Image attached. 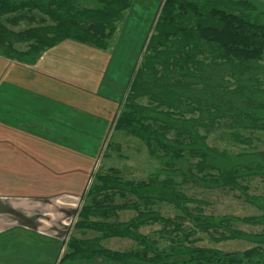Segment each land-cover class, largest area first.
<instances>
[{
	"label": "trees",
	"instance_id": "trees-1",
	"mask_svg": "<svg viewBox=\"0 0 264 264\" xmlns=\"http://www.w3.org/2000/svg\"><path fill=\"white\" fill-rule=\"evenodd\" d=\"M131 4L132 0H0V55L32 65L46 50L65 40L108 50ZM259 7L256 0L161 3L142 48V62L135 65L129 77L111 129L143 139L150 155L166 167L168 173L163 174L186 181L188 173L199 168L200 176L194 179L206 181L210 187V179L224 184L245 172L264 173L260 145L241 150L229 145L231 139L235 144L246 143L237 137L243 131L264 133V81L259 79L264 76V21L259 20L264 10ZM145 87L149 88L147 92H143ZM201 127L221 144L209 145V136ZM98 173L93 172V182L83 194L85 205L75 231L84 236L93 230L100 240L105 226L117 235L131 226L92 218L94 213L108 211H112L108 217L114 218L121 207L117 204L115 210L110 204L112 209L108 210L110 205L100 204L104 196L113 202L107 190L122 189L115 176ZM162 184L175 182L154 179L132 183L131 189L140 198H152L151 191L159 194ZM143 190L148 194L139 195ZM167 190L171 192L172 186ZM143 214L134 216L132 224L138 225ZM130 237L146 239L136 232ZM94 240L73 236L59 263L106 254L126 264H153L139 260L134 253L107 252L100 241ZM189 242L173 241L164 254L159 253L161 261L156 264H181L183 257L192 264H243L246 258V253L228 256L216 252L217 257L210 255L211 250L201 251ZM260 243L247 256V264H264Z\"/></svg>",
	"mask_w": 264,
	"mask_h": 264
},
{
	"label": "rangeland",
	"instance_id": "rangeland-1",
	"mask_svg": "<svg viewBox=\"0 0 264 264\" xmlns=\"http://www.w3.org/2000/svg\"><path fill=\"white\" fill-rule=\"evenodd\" d=\"M256 1L263 12L264 0ZM162 2L163 0H132V4L124 12V19L118 23L116 35L111 40L108 50H101L73 40H65L46 50L40 57L41 63L38 67H42L43 73L71 83L74 87H83L85 91L88 89L87 93H90L91 99L93 96L97 98V95H105L104 92L112 88L117 91L116 94L121 89V93L125 94L124 90L135 65L142 62L144 53L142 48ZM259 20L264 21V15ZM259 79L264 81V76ZM147 89L149 88H143V92H147ZM74 94L79 96L76 89H74ZM119 97L121 100L122 95ZM127 124L130 123L127 122ZM87 127L93 128L91 123ZM200 129L203 130V134L209 136L207 140L209 145L221 144L208 129L202 127ZM105 130L104 147L102 145V152L97 150L99 155L93 171L112 175L118 179L119 188L122 190L114 188L107 190L106 192L109 195L112 194L114 200L113 202L105 200L107 196H104L100 204L115 205L113 206L115 210L117 204L121 207L114 213V218L108 217L112 211L94 213L96 215L92 218L103 222H120L131 227L128 229L125 227L127 230L121 228L120 235H117L108 231L105 226L104 238L102 236L100 240L95 238L98 234L93 230L87 231L84 236L77 233L75 228L79 221L80 211L85 205L82 198L73 217L68 220L63 253L73 236L94 238L100 241V247L107 249V252L134 253L132 255L138 257L139 260H150L153 264H156L158 260L161 261L159 253L164 254L165 247L173 244V241L176 243L181 240L190 241V245L193 244L201 251L211 250L210 255L214 256L218 255L216 252L228 256L246 253L243 264H247V256L254 253L253 250L257 248L260 241L262 242L259 246L264 249V173L245 172L240 177H235L224 184L210 179L212 185L208 187L206 181L202 183L194 179L195 175L200 176V169L194 167L185 181L184 178L163 174L162 172L168 173L164 170L166 167H162V164L150 155L143 139L121 130L114 131L110 128L107 132L108 127H105ZM241 133L242 135L239 134L237 137L242 141L245 139L246 143L235 144L231 139L229 140L230 148L241 150L252 147V144H258L260 145L259 151L264 150L263 132L251 134L243 131ZM256 137L260 139L255 141ZM36 139L43 141V144L48 142H44L43 138L37 137ZM82 145L86 146V150L91 151V143L89 145L82 143ZM59 147L58 144L53 147V150L50 149L57 154L64 152ZM43 151L48 153L45 149ZM67 152L72 155L74 161L86 156L77 148L67 150ZM91 169L92 167L88 170L89 174L92 172ZM211 173L218 175V172L213 170ZM203 174L202 172L201 175ZM154 179L159 182L174 181L175 184H162L159 194L156 190L151 191L154 194L152 198L144 196L140 198L131 189L132 183H149ZM233 181H236L238 185L232 183ZM113 182L110 185H113ZM167 188L171 192H168ZM147 192L149 191L143 190L138 194L147 195ZM134 205L137 208H134ZM106 209H112L111 205ZM140 212H145L139 218L140 223L132 224V219L140 215ZM135 232L146 239L131 238L130 235ZM60 245L42 246L27 238L22 231H15L11 235L0 234V264H60V259L57 260ZM89 245L94 246V243L90 242ZM183 260L181 264H192L187 257H183ZM66 264L126 263L114 259L112 255L105 254V256L78 259Z\"/></svg>",
	"mask_w": 264,
	"mask_h": 264
},
{
	"label": "crops",
	"instance_id": "crops-1",
	"mask_svg": "<svg viewBox=\"0 0 264 264\" xmlns=\"http://www.w3.org/2000/svg\"><path fill=\"white\" fill-rule=\"evenodd\" d=\"M39 63L0 55V234L22 231L45 247L61 243L59 260L68 220L92 182L105 127L109 132L124 92L112 88L91 99L88 89L43 73ZM58 144L60 154L52 152ZM76 148L86 156L74 161L67 150Z\"/></svg>",
	"mask_w": 264,
	"mask_h": 264
}]
</instances>
